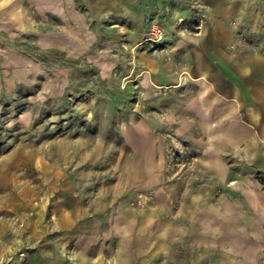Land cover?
Segmentation results:
<instances>
[{
    "label": "rangeland",
    "instance_id": "obj_1",
    "mask_svg": "<svg viewBox=\"0 0 264 264\" xmlns=\"http://www.w3.org/2000/svg\"><path fill=\"white\" fill-rule=\"evenodd\" d=\"M208 29L264 53V0H0V264L228 260L196 246L206 187L176 136L196 129L163 118L185 116L179 75L137 79L143 52Z\"/></svg>",
    "mask_w": 264,
    "mask_h": 264
},
{
    "label": "crops",
    "instance_id": "obj_2",
    "mask_svg": "<svg viewBox=\"0 0 264 264\" xmlns=\"http://www.w3.org/2000/svg\"><path fill=\"white\" fill-rule=\"evenodd\" d=\"M218 31L186 36L162 55L143 52L137 79L151 94L161 87L152 79L159 65L179 75L176 85L162 87L179 89L169 111H185V116L163 118L194 122L196 129L176 133L179 146L194 153L193 185L206 187L193 198L189 215L194 237L201 240L196 246L220 251L228 259L223 264H264V53L234 51L232 35ZM177 53L182 57L175 62ZM218 63L231 75L222 74ZM148 120L159 123L161 117ZM152 126L149 137L160 139ZM165 151V146L158 151V169L165 167Z\"/></svg>",
    "mask_w": 264,
    "mask_h": 264
}]
</instances>
